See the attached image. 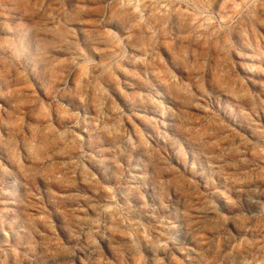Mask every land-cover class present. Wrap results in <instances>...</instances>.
I'll use <instances>...</instances> for the list:
<instances>
[{
	"label": "rangeland",
	"instance_id": "rangeland-1",
	"mask_svg": "<svg viewBox=\"0 0 264 264\" xmlns=\"http://www.w3.org/2000/svg\"><path fill=\"white\" fill-rule=\"evenodd\" d=\"M0 264H264V0H0Z\"/></svg>",
	"mask_w": 264,
	"mask_h": 264
}]
</instances>
